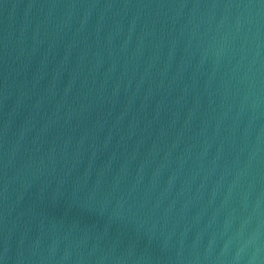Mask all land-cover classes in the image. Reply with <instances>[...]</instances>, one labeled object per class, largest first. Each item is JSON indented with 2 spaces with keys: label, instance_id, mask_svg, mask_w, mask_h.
I'll return each mask as SVG.
<instances>
[{
  "label": "water",
  "instance_id": "obj_1",
  "mask_svg": "<svg viewBox=\"0 0 264 264\" xmlns=\"http://www.w3.org/2000/svg\"><path fill=\"white\" fill-rule=\"evenodd\" d=\"M0 264H264V0H0Z\"/></svg>",
  "mask_w": 264,
  "mask_h": 264
}]
</instances>
